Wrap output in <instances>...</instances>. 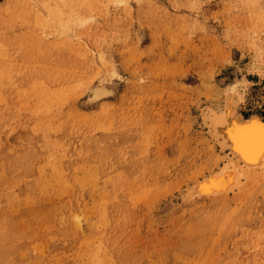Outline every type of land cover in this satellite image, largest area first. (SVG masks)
<instances>
[{
	"label": "rangeland",
	"instance_id": "1",
	"mask_svg": "<svg viewBox=\"0 0 264 264\" xmlns=\"http://www.w3.org/2000/svg\"><path fill=\"white\" fill-rule=\"evenodd\" d=\"M233 86L264 116V0H0V264H264V176L183 196Z\"/></svg>",
	"mask_w": 264,
	"mask_h": 264
},
{
	"label": "bare ground",
	"instance_id": "2",
	"mask_svg": "<svg viewBox=\"0 0 264 264\" xmlns=\"http://www.w3.org/2000/svg\"><path fill=\"white\" fill-rule=\"evenodd\" d=\"M68 19L65 22L67 26L73 23L75 25L80 20L78 17ZM219 89H216L217 97L220 96ZM239 89L233 86L230 91L228 89L229 92H225L223 108L209 106L204 111V123L206 122L209 128L207 131L210 138L218 144L224 162L218 170L204 174L205 176L189 187L183 195L187 199L225 197L243 190L249 181V176H258V178L264 176V116L254 113L243 117L237 111L239 100L242 98ZM113 93V88L106 83L96 84L89 89L88 102H97ZM190 193H193V196H188Z\"/></svg>",
	"mask_w": 264,
	"mask_h": 264
}]
</instances>
